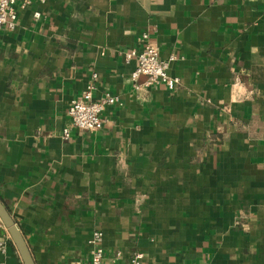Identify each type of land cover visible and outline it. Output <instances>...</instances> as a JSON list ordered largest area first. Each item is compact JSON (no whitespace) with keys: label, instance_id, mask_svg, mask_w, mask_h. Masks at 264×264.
Wrapping results in <instances>:
<instances>
[{"label":"crops","instance_id":"crops-1","mask_svg":"<svg viewBox=\"0 0 264 264\" xmlns=\"http://www.w3.org/2000/svg\"><path fill=\"white\" fill-rule=\"evenodd\" d=\"M26 1L0 29V203L34 264L87 260L95 231L108 264H264V0ZM142 34L173 90L132 87ZM88 84L117 102L82 133Z\"/></svg>","mask_w":264,"mask_h":264},{"label":"built area","instance_id":"built-area-1","mask_svg":"<svg viewBox=\"0 0 264 264\" xmlns=\"http://www.w3.org/2000/svg\"><path fill=\"white\" fill-rule=\"evenodd\" d=\"M15 0H0V29L5 26L12 29L16 19L15 12L13 10ZM42 1V0H39ZM27 1L24 0L23 5H26ZM37 17V14H34ZM147 35L141 36V47L138 50H131L124 54L123 59L125 62L134 59L136 64L133 70L130 72L129 80L132 83L134 90L138 89L135 85L137 79L141 76L144 77L143 87H152L156 85H163L167 90H173L179 83L176 77H170L167 74V68L169 63L176 61L177 59L173 55L167 57L166 60H161L158 57V52L155 47L150 45L147 41ZM92 80L95 79V75H92ZM93 86L88 84L82 93L81 101H72L67 110L66 115L72 128L82 133H91L98 129L101 125V113L107 106H112L117 102V99L110 95L104 94V96L98 100H92L91 91ZM62 139H67L68 130L63 129L61 133ZM0 228L2 223L0 221ZM102 236L100 232H92L87 244L92 246L90 256L85 261H72L68 264H108L103 260V253L100 248ZM0 252H3V244L0 242ZM141 259V253H134L126 264H139Z\"/></svg>","mask_w":264,"mask_h":264},{"label":"water","instance_id":"water-1","mask_svg":"<svg viewBox=\"0 0 264 264\" xmlns=\"http://www.w3.org/2000/svg\"><path fill=\"white\" fill-rule=\"evenodd\" d=\"M0 221L2 226L5 228L6 232L9 235V238L17 250L19 257L22 261V264H34L30 253L21 237L20 232L15 226L13 220L9 216L8 212L5 210L3 205L0 203Z\"/></svg>","mask_w":264,"mask_h":264}]
</instances>
